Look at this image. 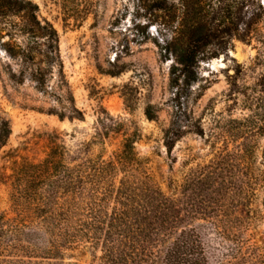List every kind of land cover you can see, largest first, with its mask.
I'll use <instances>...</instances> for the list:
<instances>
[{"label":"rangeland","instance_id":"1","mask_svg":"<svg viewBox=\"0 0 264 264\" xmlns=\"http://www.w3.org/2000/svg\"><path fill=\"white\" fill-rule=\"evenodd\" d=\"M32 1L58 33L59 60L40 86L37 66L0 45V115L12 130L0 149V264H165L162 235L133 256H120V247L112 257L102 241L64 244L59 254L33 208L13 202L7 178L22 161L46 157L55 134L68 160H81L109 157L134 131L149 172L177 201L175 232L197 227L209 264H264V20L251 38L233 35L226 53L200 61L198 81L178 101L175 57L165 50L172 34L153 0ZM16 41L27 45L29 37ZM39 43L44 51L46 41ZM174 123L182 134L169 150L165 134Z\"/></svg>","mask_w":264,"mask_h":264},{"label":"trees","instance_id":"2","mask_svg":"<svg viewBox=\"0 0 264 264\" xmlns=\"http://www.w3.org/2000/svg\"><path fill=\"white\" fill-rule=\"evenodd\" d=\"M263 4L262 0H153L151 6L164 13V25L172 34L165 50L175 57L170 80L178 88L176 100L198 81L200 61L226 53L233 35L246 39L259 31L264 20ZM244 16H248L247 21ZM242 22L246 27L240 33ZM19 34L29 37L27 45L16 41ZM5 36L8 40L2 41ZM41 38L46 41L44 51ZM0 45L11 57L37 66L32 78L40 86L59 60L58 33L49 21L39 18L38 5L32 0H0ZM210 45L214 48L207 55ZM39 56L43 59L38 61ZM146 115L150 120L156 118L151 105ZM175 123L165 134L169 150L182 134ZM11 132L9 120L0 115V149ZM139 137L138 131L125 134L120 147L107 158L100 154L68 160L65 144L60 136L53 135L48 139L46 157L36 163H16L14 172L7 176L13 202L33 208L40 223L53 231L54 248L59 254L64 244L96 245L102 241L112 257L120 247V256H133L131 250L137 245L152 235H162L158 241L166 245L165 264H209L207 247L197 227L175 232L180 220L177 201L162 191L149 172L147 160L136 150Z\"/></svg>","mask_w":264,"mask_h":264}]
</instances>
